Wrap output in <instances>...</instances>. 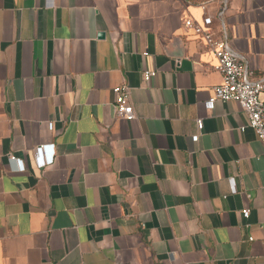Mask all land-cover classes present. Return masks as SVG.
<instances>
[{"label": "crops", "instance_id": "0c3cea01", "mask_svg": "<svg viewBox=\"0 0 264 264\" xmlns=\"http://www.w3.org/2000/svg\"><path fill=\"white\" fill-rule=\"evenodd\" d=\"M204 16L264 78V0H0V264H264V145L206 108Z\"/></svg>", "mask_w": 264, "mask_h": 264}, {"label": "built area", "instance_id": "2783aa9c", "mask_svg": "<svg viewBox=\"0 0 264 264\" xmlns=\"http://www.w3.org/2000/svg\"><path fill=\"white\" fill-rule=\"evenodd\" d=\"M212 18L204 16L200 21L191 18L184 20V28L199 36L207 50L216 60L215 68L221 74V83L214 86L211 96L205 102L206 108L213 107L215 101L233 100L237 102L245 114L246 124L264 145V78L256 79L253 71L249 69L241 58L230 48L227 41L216 38L210 30ZM154 70L145 71L143 77L146 81L155 76ZM113 108L117 118L131 120L135 114L128 102L129 88L124 85L115 86ZM52 129V123H48ZM198 130L202 129L201 119L197 120ZM11 164H16L18 171H24L25 166L21 159L13 154L8 158ZM53 162V144H43L34 148V163L36 167L43 168ZM243 217L248 216V210L241 211ZM251 239V238H248Z\"/></svg>", "mask_w": 264, "mask_h": 264}, {"label": "water", "instance_id": "95a60500", "mask_svg": "<svg viewBox=\"0 0 264 264\" xmlns=\"http://www.w3.org/2000/svg\"><path fill=\"white\" fill-rule=\"evenodd\" d=\"M100 36H102V34H100Z\"/></svg>", "mask_w": 264, "mask_h": 264}]
</instances>
